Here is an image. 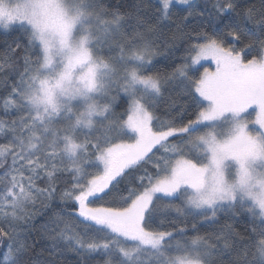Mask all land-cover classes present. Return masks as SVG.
<instances>
[{
	"label": "snow or ice",
	"instance_id": "obj_1",
	"mask_svg": "<svg viewBox=\"0 0 264 264\" xmlns=\"http://www.w3.org/2000/svg\"><path fill=\"white\" fill-rule=\"evenodd\" d=\"M0 264H264V0H0Z\"/></svg>",
	"mask_w": 264,
	"mask_h": 264
},
{
	"label": "trees",
	"instance_id": "obj_2",
	"mask_svg": "<svg viewBox=\"0 0 264 264\" xmlns=\"http://www.w3.org/2000/svg\"><path fill=\"white\" fill-rule=\"evenodd\" d=\"M3 39V37H0V40H2Z\"/></svg>",
	"mask_w": 264,
	"mask_h": 264
}]
</instances>
